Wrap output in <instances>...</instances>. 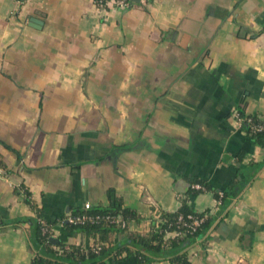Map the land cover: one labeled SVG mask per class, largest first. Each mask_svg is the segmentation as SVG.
I'll return each mask as SVG.
<instances>
[{
    "label": "crops",
    "instance_id": "crops-1",
    "mask_svg": "<svg viewBox=\"0 0 264 264\" xmlns=\"http://www.w3.org/2000/svg\"><path fill=\"white\" fill-rule=\"evenodd\" d=\"M238 111L264 118V0H0V264L34 261L39 220L91 246L65 227L87 204L118 199L149 232L200 182L235 195L221 213L191 196L217 217L190 264H264V146Z\"/></svg>",
    "mask_w": 264,
    "mask_h": 264
},
{
    "label": "trees",
    "instance_id": "trees-1",
    "mask_svg": "<svg viewBox=\"0 0 264 264\" xmlns=\"http://www.w3.org/2000/svg\"><path fill=\"white\" fill-rule=\"evenodd\" d=\"M238 114L245 119H252L255 124L264 125V118L259 116H246L238 111ZM246 133L260 146H264V131L254 132L248 122H244ZM0 169H4V164L0 157ZM201 185L204 190L214 191L202 182L195 183ZM194 184L188 185L186 190H182L184 198L181 208L174 213L157 211L158 219L154 220L153 226L149 232H131L129 226L132 222H140L142 217L135 211L126 209L118 199H115L112 205L108 207H91L89 210H79L72 217L89 216L101 217L99 222L70 224L65 227L70 233H77L92 240L93 244L87 248L82 246H66L64 244L55 246L50 242V236L42 233V224L40 220L35 223L36 236L34 237L35 246L38 248V254L31 264H106L110 256H120L126 254L130 256L136 254L141 263L153 261V259L167 258L170 264H190L187 247L204 236L214 225L216 217L210 211L199 213L192 208L190 204L191 196L201 193L203 190L193 188ZM233 188V187H232ZM16 192L18 190L16 189ZM218 201H221L219 213L223 212L229 205L227 197H234V193L214 191ZM230 193V194H229ZM27 195V202L32 204ZM107 216L116 218L119 222L106 220ZM193 217L190 219L189 217ZM179 218L184 223L191 224L194 219L202 220L196 231L180 227ZM19 220L17 223L22 222ZM125 222V227L121 226ZM34 223V222H33ZM120 232H126V240L118 245L115 244L116 235ZM180 232V234H175ZM172 235V237H168ZM99 246L101 250L94 252L93 247Z\"/></svg>",
    "mask_w": 264,
    "mask_h": 264
},
{
    "label": "built area",
    "instance_id": "built-area-1",
    "mask_svg": "<svg viewBox=\"0 0 264 264\" xmlns=\"http://www.w3.org/2000/svg\"><path fill=\"white\" fill-rule=\"evenodd\" d=\"M97 1V5L100 6V7H103L105 5V3L108 1V0H96ZM118 9H122V10H125V9H129L130 6L132 5V0H110ZM234 118L238 121V123L242 126L243 123L246 121L248 122L251 127H252V130L254 132H262L264 131V125H258V124H255L252 119H243L239 114L238 112L234 113ZM193 188L196 189V190H204V188L199 185V184H194L193 185ZM220 196H222V193L220 192L219 193ZM221 204V201H218V205ZM91 208L90 205H86L84 210H89ZM158 215H156L155 217V220L158 219ZM190 219H192L193 217H189ZM106 220L108 221H111V222H119L118 220H116V218L114 217H111V216H107L105 218ZM101 220V217H89V216H78V217H70L67 221L68 223L70 224H74V225H78V224H84V223H87V222H90V223H94V222H99ZM202 220H198V219H194L193 222L191 224H187V223H184L183 219L182 218H179V224L180 227H184V228H187V229H190L191 232H194L196 231V228L201 224ZM42 224V233L43 235L45 236H50V237H53L54 236V228L51 226V225H48L46 224L45 222H41ZM121 226L122 227H125V222H121ZM176 235L177 234H180V232L178 233H175ZM94 250V252H99L101 250V248L99 246H96V247H93L92 248Z\"/></svg>",
    "mask_w": 264,
    "mask_h": 264
},
{
    "label": "water",
    "instance_id": "water-1",
    "mask_svg": "<svg viewBox=\"0 0 264 264\" xmlns=\"http://www.w3.org/2000/svg\"><path fill=\"white\" fill-rule=\"evenodd\" d=\"M132 1H135V0H132ZM67 223H68V221H67ZM50 242H51L53 245H55V246H58V245L60 244V240L57 239V238H55V237H51V238H50Z\"/></svg>",
    "mask_w": 264,
    "mask_h": 264
}]
</instances>
